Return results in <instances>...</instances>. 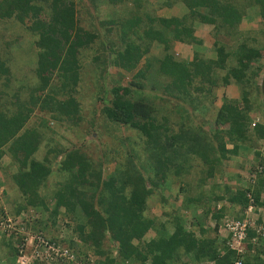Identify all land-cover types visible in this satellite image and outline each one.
<instances>
[{"label":"trees","instance_id":"trees-1","mask_svg":"<svg viewBox=\"0 0 264 264\" xmlns=\"http://www.w3.org/2000/svg\"><path fill=\"white\" fill-rule=\"evenodd\" d=\"M44 1L45 6L42 0H0V20L15 21L19 29L30 32L29 44L36 55L37 91L44 90L53 75L61 79L60 97L45 94L42 98L35 96L36 101L41 100L49 112H54L52 117L57 121L69 120L78 112L71 94L78 81V53L95 34L77 25L71 0ZM175 1L155 2L151 12L170 7ZM179 1L186 9L181 16L149 18L162 30L149 27L144 31L161 45L160 55L148 57L126 84L113 85L108 91L104 88L110 97L101 109L103 116L136 131L146 140L147 148L136 151L145 155L144 160L140 156L139 168L133 167L132 172L116 169L117 173L105 178L109 186H104L102 198H98L103 187L100 172L91 168L83 153L67 152L57 168L69 178L47 193L52 203L47 208L46 196L38 191L51 172L46 164L48 158L38 160L32 156L39 138L33 130L21 129L27 113L12 114V108L3 112L0 105V157L6 155L9 165L15 167L10 177L18 194L13 198L16 208L9 214L15 216L28 207L48 210L41 219L26 217L22 222L29 231L41 232L51 240L57 236L51 234L56 218L60 209L64 210L63 216L68 219L65 225L76 234V241L69 240L67 245L84 250L83 254L91 250L98 256V264H232L237 254L229 248L226 238H220L218 219L225 214L242 218L248 205L264 208V156L256 144L264 141V122L250 115L257 110L264 116V78L263 82L257 81L263 70L260 60H264V0ZM255 18L254 30L240 29L241 23ZM195 22L211 26L204 33L214 39V57L204 58L193 49L189 60L173 58L174 43L191 47L201 44V38L194 34ZM3 48L0 46V77L6 78L8 68L3 58L8 57ZM147 48V43L140 47L126 42L112 58L107 57L108 62L131 70ZM4 78L2 81H6ZM135 79L144 80V84ZM231 83L238 86L239 97H222L208 130L195 124L192 112L205 109L199 105L202 98L198 92L209 94L212 88ZM5 86L4 82L1 93ZM240 146L253 149V177L247 186L231 190L226 184H208ZM190 162L198 165V175L191 178L192 182L183 178L192 168ZM206 183L210 187L205 188ZM174 186L182 195L180 207L165 212L169 203L162 192ZM221 188L223 196L215 195ZM208 196L225 199L229 206L205 203ZM154 197L167 215L164 220L148 212L147 201ZM261 218L256 209L249 212V219L264 229ZM151 231L153 235L145 239ZM15 235L10 233L9 239L2 242L0 258H14L17 254L11 239ZM109 241L117 244L110 249L106 245ZM245 248L241 264H264V234L248 228Z\"/></svg>","mask_w":264,"mask_h":264},{"label":"rangeland","instance_id":"rangeland-1","mask_svg":"<svg viewBox=\"0 0 264 264\" xmlns=\"http://www.w3.org/2000/svg\"><path fill=\"white\" fill-rule=\"evenodd\" d=\"M71 1L74 4L77 25L83 30L95 34L92 42L87 47L80 49L78 53V64L80 67L78 81L71 93L78 104V112L70 117L69 120L57 121L56 118L52 117L54 116V112H49L41 100L36 101L37 97L35 98V96L42 98L45 94H53L57 98L60 97L61 87L59 81L61 79L57 75H53L50 79V84L44 90L37 91L36 85L38 81L34 75L36 55L35 50L29 44L30 32L28 33L22 28L19 29V23L18 25L15 21L10 23V20L6 22L5 20H0V46L5 47L3 49L8 57L3 58L6 61L4 65L8 68V72L6 73V78L3 77L6 81H2L3 78L0 77V105L3 112L12 108L14 111L12 114L18 112L27 113L28 117L21 129L28 128L33 130L39 138L38 148L32 156L38 160L44 156L48 158L46 164L50 167L51 172L45 178L41 190L38 191L39 194L46 196L47 193L56 188L55 185L69 178V175L65 171L58 170L57 168L65 153L81 152L88 158L87 160L90 162L91 168L99 171L101 174V186L103 187L100 189L98 198H102V194L106 192L104 186H109L108 180L105 178L110 173H117L116 169L132 172L133 167L139 168L138 162L145 157L142 152L139 154L136 151L144 147L147 148L146 140L143 137L140 138V135L136 131L133 132L127 126L115 124L107 120L103 116L101 109L105 104V99L110 97V94L105 92L104 88L108 91L113 85L126 84L130 81V78L133 79L136 70L143 65L148 57L160 55L161 45L155 40H150L147 33L146 35L144 34V31L149 27L153 31L162 30L157 22L150 23L149 21V18H157V10L151 11L155 8V2L159 4L160 0ZM46 2L42 0L41 3L45 6ZM184 11L183 4L177 0L173 2L172 6L162 9L160 14L163 17H179ZM250 15L252 16V14ZM129 20L130 25L127 24ZM256 21L257 19L255 18L253 21L243 22L240 24V29L243 32H248L251 29L254 30L257 26ZM210 28V25L209 27L200 26L197 28L196 33L194 32L202 40L198 46L191 47V45L174 43L171 49L173 58L189 60L191 59L193 49H197L204 58H213L215 54L212 50L214 39L205 36L204 33L210 30ZM18 35L21 36L16 39ZM30 39L32 40V38ZM126 42L140 45V47L146 43L148 45L147 51L131 70L117 67L108 62L109 58H107L109 55L112 58V54L121 46H124ZM260 63L263 64V70L258 77V82H261L262 78H264V60H260ZM135 80L138 83L144 84V80ZM4 82L6 86L1 93V86ZM261 86L264 95V85L261 83ZM148 87L146 85L144 89L147 90ZM198 94L202 98L199 105L202 108L205 107V109L200 112L193 111V120L195 124H202L208 130V126H212L210 123L214 116V110L220 105L222 97L224 95L227 97H239V88L234 83H231L227 87H214L209 94L204 90L202 92L199 91ZM259 99L261 98L258 95L257 100ZM39 102H41V105ZM250 115L258 120V122H264V116L257 110L254 113L251 112ZM258 141L259 143H256L257 149L264 152V141ZM252 162L253 160L250 156H245L242 159L241 157L227 159L223 162L221 171L216 173L217 176L214 181L210 180L208 184H210L209 182H213L221 184L223 187L226 184L230 186L231 190L244 188L249 182L248 178L251 174L250 167L253 164ZM0 163H2L4 169V185L0 186L1 188L3 187L4 192L0 196V205L4 206L8 213H10L16 208L13 198L17 197L18 194L11 182L10 176L12 175V170L9 169L8 157L2 155ZM190 164L192 168L188 169L183 178L192 182L191 178L198 175V165L196 166L192 162ZM232 170H239L237 174L240 178V183L234 189L231 187L234 184H230V180L235 178ZM227 173H231L230 178L227 177ZM177 189L174 186L170 190H163L162 194L169 203L165 212L180 207L182 195L181 193H176ZM223 190L224 188H221L216 190L215 193ZM156 197L148 199V212L156 218L164 220V218H167V215H165V212L163 213L161 203L155 201ZM45 200L47 203L46 207L50 208L52 205L51 201L49 199ZM213 201L214 203H220L216 199ZM222 202L224 201L222 200ZM28 208L36 209L34 207ZM254 209L261 214L262 218L260 220L261 223H264V208H253L251 211L253 212ZM36 210L40 212L41 218L45 215V211H48L44 210L43 207ZM63 212L64 210L60 209L51 234L58 236L60 232H63L66 244L69 240L75 242L76 234L70 226L67 227L65 225L68 219L63 216ZM78 220L82 219L78 218ZM151 234V232L148 233L145 239H148ZM7 239L9 237L0 232V247L3 245L2 242ZM113 244L116 245L117 243L110 241L106 243L110 249L113 247ZM70 247H74L73 249L78 254L83 255L84 250L78 249L76 246ZM86 252L93 253L91 250H87ZM95 258L96 264H98V256H95ZM0 264H14V258L10 257V255L2 256Z\"/></svg>","mask_w":264,"mask_h":264},{"label":"built area","instance_id":"built-area-1","mask_svg":"<svg viewBox=\"0 0 264 264\" xmlns=\"http://www.w3.org/2000/svg\"><path fill=\"white\" fill-rule=\"evenodd\" d=\"M2 188L0 187V196ZM1 202V200H0ZM219 207V204L217 205ZM254 207L248 205L242 218H234L225 214L218 219V233L220 238H226L229 248L237 254L232 264H241L245 253L246 230L252 228L256 234H264L262 225L254 224L249 219V212ZM26 217L41 219L40 212L36 209L27 208L20 210L18 214L12 216L4 206L0 205V232L6 237L10 233H15L11 239L13 246L17 248V254L14 257V264H96L95 256L88 252L85 255L76 254L64 240L63 232H60L56 238L50 240L41 232H31L25 228L22 220ZM213 223V221H212ZM224 233V234H223ZM17 236L19 239L16 238ZM255 240V237L252 238ZM191 264V263H187Z\"/></svg>","mask_w":264,"mask_h":264},{"label":"crops","instance_id":"crops-1","mask_svg":"<svg viewBox=\"0 0 264 264\" xmlns=\"http://www.w3.org/2000/svg\"><path fill=\"white\" fill-rule=\"evenodd\" d=\"M184 9H185V7H184ZM186 10V9H185ZM162 12V9H158V11H157V13H156V15H157V17H159V18H161V17H163V16H161V13ZM185 12V11H184ZM170 17H173V16H170ZM175 17H177V16H175ZM200 26H204V27H207V25H205V24H203V23H198V22H195L194 24H193V30H194V32L196 33V31L198 30L197 28L198 27H200ZM194 33V34H195ZM196 35V34H195ZM258 143H259V141H258ZM226 147L227 148H230V144H227L226 145ZM253 149H251L250 147H246V146H240L239 147V149L237 150V155H235V156H233L232 158H234V157H241V159L242 158H244L245 156H250V158H252V153H253V151H252ZM241 162V161H240ZM253 163V162H252ZM10 168L9 169H11L12 170V172H11V174H13V171L15 172V167L14 166H9ZM14 169V170H13ZM4 169H3V165H2V163H0V186H3L4 185V181H3V171ZM239 172V170H232V173H238ZM241 173V172H240ZM227 175V177L228 178H230L231 177V173H227L226 174ZM239 177H238V174H236V176H235V178H233V179H231L230 180V184H234V186H231L232 187V189H234V187H236V185L237 184H239L240 183V181H239ZM2 184V185H1ZM205 188H208V187H210L208 184H205V186H204ZM228 187H230V186H228ZM3 188V187H2ZM4 190V189H3ZM215 195H219V196H223V195H221V193H220V191L219 192H216V194ZM48 198V197H47ZM47 198H45V199H47ZM214 198H212L211 196H208L206 199H205V203L206 202H210L211 204H212V206L214 205L215 206V204L216 203H218V202H216V203H214ZM216 200H218V199H216ZM222 200L224 201V202H222ZM219 201H220V203H218V204H221L220 205V207H225V206H229V204L227 203V201L225 200V199H219ZM46 205H47V203H46ZM222 217V216H221ZM213 220H211V219H209V222H212ZM2 233V232H1ZM151 235L150 236H152L153 235V232L151 231Z\"/></svg>","mask_w":264,"mask_h":264},{"label":"clouds","instance_id":"clouds-1","mask_svg":"<svg viewBox=\"0 0 264 264\" xmlns=\"http://www.w3.org/2000/svg\"><path fill=\"white\" fill-rule=\"evenodd\" d=\"M260 151V150H259ZM261 153H262V156H264V152H262V151H260ZM252 155H253V153H252ZM251 175V174H250ZM251 178L253 177L252 175L250 176ZM250 177L248 178V179H250ZM4 192V190H3V188H2V193ZM2 193H1V195H2ZM228 203V202H227ZM217 205H218V203H216L215 204V206L217 207ZM220 205L221 204H219V207H220ZM228 206V205H227ZM88 252H86V254H87ZM93 254V253H92ZM83 255H85V254H83ZM94 255V254H93ZM95 256V255H94Z\"/></svg>","mask_w":264,"mask_h":264}]
</instances>
